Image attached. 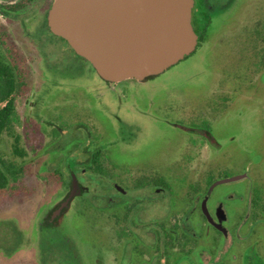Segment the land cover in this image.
<instances>
[{
	"label": "rangeland",
	"instance_id": "rangeland-1",
	"mask_svg": "<svg viewBox=\"0 0 264 264\" xmlns=\"http://www.w3.org/2000/svg\"><path fill=\"white\" fill-rule=\"evenodd\" d=\"M18 1L0 0V4ZM51 2L32 0L23 11L0 13V49L20 70L22 83L14 97L10 122L0 136V158L23 171L0 191V264H39L37 224L45 209L64 194L67 166L75 167L72 162L58 161L53 153L57 142L52 135L54 127L46 129L45 125L55 119L65 131L70 128L68 123L75 124L74 128L87 127L98 141L103 135L96 121L104 122L110 135L109 124L116 131L115 118L119 117L124 129L132 133L130 138L105 141L115 154L103 158L100 167L120 181L127 176L128 182L122 186L139 191L128 192V197H140L136 229L146 249L152 244L149 229L154 228L156 218L148 185L198 186L245 173L247 178L224 186H264V174L260 173L264 172V0H207L210 26L207 38L194 53L145 84L124 81L112 86L99 82L88 63L82 70L69 46L43 28ZM221 87L236 92L230 94ZM215 105L231 109L223 113L211 109L212 114L209 107ZM96 110L110 121L105 122ZM57 115L62 116L61 121ZM208 125L224 144V151L235 154L234 160L218 157L214 145L205 140L190 154L187 144L197 139L178 126ZM227 133L236 137L231 147ZM15 137L27 153L24 158L12 152ZM73 138L70 131L63 136L64 141ZM98 141L90 139L97 145ZM76 153L84 163L83 153ZM249 159L253 161L245 162ZM113 165L119 171H113ZM90 173L82 176L79 169L76 172L92 190L96 185L88 179ZM221 190L219 187L215 193ZM80 206L81 199H76L67 217L50 233L76 238L83 264H118L121 239L115 228L104 224L93 210L86 213L92 221L78 218ZM94 237L97 241L91 247ZM152 254L154 251L149 256Z\"/></svg>",
	"mask_w": 264,
	"mask_h": 264
},
{
	"label": "flooded vegetation",
	"instance_id": "flooded-vegetation-1",
	"mask_svg": "<svg viewBox=\"0 0 264 264\" xmlns=\"http://www.w3.org/2000/svg\"><path fill=\"white\" fill-rule=\"evenodd\" d=\"M209 9L207 0H193L191 25L198 36V41L199 35L195 30H199L200 18L203 17L202 15L208 16ZM64 43L66 42L64 41ZM78 59L81 69L84 70L87 62L80 57ZM87 67L105 86L118 84L102 80L92 67ZM151 78L142 81L134 79L126 81L145 84ZM220 90L230 94L236 92L223 89V87ZM209 108V112L214 114L228 112L231 106L215 105V107ZM96 112L103 115L105 122L110 121L109 117L101 110H96ZM90 114L92 113L90 112ZM57 119L61 121L62 116L57 115ZM115 119L118 127L115 131L112 124H109L111 125L110 135L103 128L104 122H95L100 126L103 135V139L99 140V145L90 143V139L98 141V138L87 127L81 128L78 125L74 128L75 124L68 123L67 126L70 128L65 131V128L57 125L56 119L46 123V129L54 127L52 135L57 138V142L53 153L57 154L58 161L72 162L75 167L67 166L69 176L63 183L64 194L45 209L37 224L41 246L39 264H83V256L76 238L69 235L56 236L50 233L67 217V213L76 199H81L80 212L77 213L78 218L90 220L86 218V213L93 210L101 216L104 224L115 228L116 234L121 239L118 264H264V186L249 184L242 189L224 186L247 178L245 173L209 180L206 185L198 186L170 187L160 186L156 183L153 184L155 186L148 185L146 188L149 191L152 190V208H154L152 210L156 218L152 221L154 228L149 229L150 233L152 231V235H149L148 238L152 244L150 250L146 249L136 229L140 224L138 219L141 208L140 197H135L136 200L128 197V192L139 191L129 186H122L123 183L128 182L127 176H124L120 181L118 177L104 173L103 168L100 167L103 158L110 159L115 154L113 147L106 143L108 140L116 137L126 139L132 136L130 131L124 129L123 121L119 117ZM52 123L56 125L54 126ZM200 124L204 123L200 122ZM178 128L190 137L197 139V142L190 139V143L187 144L190 154H192L191 151H195L194 149L200 145V142L205 140L211 146L214 145L218 157L227 161L234 160L232 157L235 154L231 153V150L224 151V144L222 145L214 136L209 125L207 128L201 126H178ZM261 128L264 129V123ZM68 131L73 133L75 138L64 141L63 136ZM225 135H227L228 145L231 147L236 137L229 136L228 133ZM234 146L236 147V143ZM19 151H21V156L16 155L17 157H26L27 153L22 148L19 147ZM76 151H81L82 156L86 157L84 163L78 159ZM252 161L249 159L245 162ZM114 167L113 171H119L117 165ZM78 169L82 176L88 171L91 172L88 179L95 182L96 186L92 189L93 191L83 184L84 178L76 174ZM260 173L264 174L262 171ZM72 176L76 178L78 187L66 207L54 215L55 209L70 191ZM233 177L241 178L211 188L214 182ZM219 187H222V190L215 193ZM96 241L97 238L94 237L90 241V246L94 247ZM151 251H154V254L149 256ZM146 256L148 261L142 262L141 258Z\"/></svg>",
	"mask_w": 264,
	"mask_h": 264
},
{
	"label": "water",
	"instance_id": "water-1",
	"mask_svg": "<svg viewBox=\"0 0 264 264\" xmlns=\"http://www.w3.org/2000/svg\"><path fill=\"white\" fill-rule=\"evenodd\" d=\"M193 0H52L45 20L49 32L63 39L104 81L119 83L156 77L196 50L191 25ZM233 177L214 182L237 181ZM78 187L70 191L58 214Z\"/></svg>",
	"mask_w": 264,
	"mask_h": 264
},
{
	"label": "trees",
	"instance_id": "trees-1",
	"mask_svg": "<svg viewBox=\"0 0 264 264\" xmlns=\"http://www.w3.org/2000/svg\"><path fill=\"white\" fill-rule=\"evenodd\" d=\"M32 0H20L11 5L0 4V13L11 12L17 13L23 11ZM50 6H48L49 8ZM47 8V9H48ZM46 16V14H45ZM200 18L201 24L199 30H195L199 35L198 45L207 38L208 29L210 26V19L207 15H202ZM49 32L44 18L43 27ZM1 39V38H0ZM63 42L64 40L61 39ZM3 43V41H0ZM22 87L20 81V70L12 66L2 55L0 49V136L10 122L14 111V97L18 90ZM13 153L21 156V151L18 147V139L15 138L13 145ZM21 168H17L12 164H6L0 158V191L4 190L11 180L15 179V175L22 173Z\"/></svg>",
	"mask_w": 264,
	"mask_h": 264
}]
</instances>
